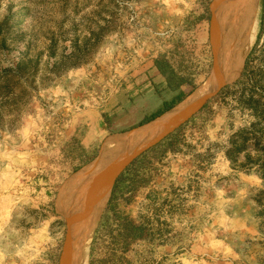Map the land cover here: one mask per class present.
I'll return each instance as SVG.
<instances>
[{
  "label": "rangeland",
  "instance_id": "obj_1",
  "mask_svg": "<svg viewBox=\"0 0 264 264\" xmlns=\"http://www.w3.org/2000/svg\"><path fill=\"white\" fill-rule=\"evenodd\" d=\"M206 1L0 0V264H58L60 188L106 138L139 128L173 97L154 61L175 41L196 40L206 80L213 0L209 21L184 31ZM259 31L237 78L177 133L148 186L129 202L118 190L120 208L148 228L129 264H264ZM72 139L79 145L68 147Z\"/></svg>",
  "mask_w": 264,
  "mask_h": 264
},
{
  "label": "bare ground",
  "instance_id": "obj_2",
  "mask_svg": "<svg viewBox=\"0 0 264 264\" xmlns=\"http://www.w3.org/2000/svg\"><path fill=\"white\" fill-rule=\"evenodd\" d=\"M260 8V0H213L210 5L212 77L158 118L126 135L106 138L98 155L64 182L56 199V210L65 221L58 264H88L90 241L116 175L138 153L187 119L223 85L237 78L260 27Z\"/></svg>",
  "mask_w": 264,
  "mask_h": 264
},
{
  "label": "trees",
  "instance_id": "obj_3",
  "mask_svg": "<svg viewBox=\"0 0 264 264\" xmlns=\"http://www.w3.org/2000/svg\"><path fill=\"white\" fill-rule=\"evenodd\" d=\"M211 1L207 0L205 2L202 14L196 15L192 11L184 19L185 32L193 30L202 21H209L208 6ZM259 25L260 36L264 32V0H261ZM198 48L194 38L178 39L169 54L160 55L154 61V68L164 79V87L161 90H167L174 93V95L169 101H165L154 113L138 123L135 128L145 125L169 111L190 96L202 84L208 73L210 62L208 56H204L201 51L198 52ZM207 104L205 103L197 110L191 119L185 121L162 140L137 155L118 174L112 187L111 196L107 201L106 209L104 208V214L90 242L88 264H129L128 254L131 246L147 237L148 228L144 224L138 223L124 209L120 208L116 194L120 189L122 196L131 193L126 199L122 197L124 198L123 200L129 202L130 198L138 190L148 186L156 176L158 160L169 148H173L172 141L176 138L177 133L188 122L197 117L207 107ZM104 122L108 134H113L114 132L111 131L107 119ZM78 145L79 142L76 139H72L68 147ZM81 150L88 152L85 147H81ZM97 151L98 147L94 149L93 154L80 167L73 169L72 172L75 173L91 162L97 156Z\"/></svg>",
  "mask_w": 264,
  "mask_h": 264
},
{
  "label": "water",
  "instance_id": "obj_4",
  "mask_svg": "<svg viewBox=\"0 0 264 264\" xmlns=\"http://www.w3.org/2000/svg\"><path fill=\"white\" fill-rule=\"evenodd\" d=\"M210 77H212L211 71H210L209 75L207 76L206 80L209 79ZM206 80H205V81H206ZM212 96H213V95H212ZM204 103H205V102H204ZM204 103H203V104H204ZM203 104H202V105H203ZM202 105H201L197 110H199V109L202 107ZM197 110H196L195 112H197ZM195 112H194V113H195ZM194 113H192V115H193ZM192 115H190L187 119H185L183 122H181V123H180L178 126H176L174 129H172L169 133H167V134L164 135L162 138H160L157 142H159V141L162 140L165 136H167L168 134H170L171 132H173V131H174L176 128H178L181 124H183L185 121H187ZM157 142H155L154 144H156ZM154 144H153V145H154ZM153 145H150L149 147H151V146H153ZM149 147H147V148H149ZM147 148H145V149H147ZM145 149H143L141 152H143ZM141 152H140V153H141ZM140 153H138L137 155H139ZM137 155H136V156H137ZM136 156H135V157H136ZM135 157H134V158H135ZM134 158H133V159H134ZM133 159H132V160H133ZM132 160H131V161H132Z\"/></svg>",
  "mask_w": 264,
  "mask_h": 264
}]
</instances>
